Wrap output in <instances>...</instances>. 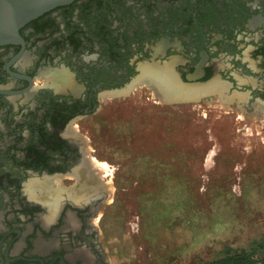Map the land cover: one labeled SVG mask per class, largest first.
I'll list each match as a JSON object with an SVG mask.
<instances>
[{
  "label": "flooded vegetation",
  "instance_id": "obj_1",
  "mask_svg": "<svg viewBox=\"0 0 264 264\" xmlns=\"http://www.w3.org/2000/svg\"><path fill=\"white\" fill-rule=\"evenodd\" d=\"M20 38L0 47V264H109L82 131L136 80L171 71L198 91L182 102L264 111V0H74Z\"/></svg>",
  "mask_w": 264,
  "mask_h": 264
},
{
  "label": "rangeland",
  "instance_id": "obj_2",
  "mask_svg": "<svg viewBox=\"0 0 264 264\" xmlns=\"http://www.w3.org/2000/svg\"><path fill=\"white\" fill-rule=\"evenodd\" d=\"M147 85L82 131L97 151L87 146L89 160L107 167L97 223L107 261L205 264L251 250L264 239V111L172 102Z\"/></svg>",
  "mask_w": 264,
  "mask_h": 264
},
{
  "label": "water",
  "instance_id": "obj_3",
  "mask_svg": "<svg viewBox=\"0 0 264 264\" xmlns=\"http://www.w3.org/2000/svg\"><path fill=\"white\" fill-rule=\"evenodd\" d=\"M74 0H0V47L20 41V29L44 13L67 5ZM138 82L137 80L133 82ZM131 85L123 88L117 96L127 94ZM185 100V99H184ZM183 101L181 98L175 102Z\"/></svg>",
  "mask_w": 264,
  "mask_h": 264
},
{
  "label": "bare ground",
  "instance_id": "obj_4",
  "mask_svg": "<svg viewBox=\"0 0 264 264\" xmlns=\"http://www.w3.org/2000/svg\"><path fill=\"white\" fill-rule=\"evenodd\" d=\"M157 77H158L157 79L154 78V79L146 80L145 82H146V84L148 83L153 88V92L160 99L164 100V99H167V98H173V99L176 98V100H172V102H174V101L180 100L181 97H183L184 99H192L193 100L198 95V91L197 90L195 92H185L184 91L185 89L184 90L182 89V86L179 85V81L171 73V71L167 72L164 75L157 76ZM193 89L195 90V88H193ZM193 89H190V90H193ZM212 89L213 88H211V90ZM179 97H180V99H178ZM198 99H199V96H198ZM90 163L95 169L99 168L101 170H104L105 168H107L105 165H103L102 163L100 164V163H98L95 160L93 162L90 161Z\"/></svg>",
  "mask_w": 264,
  "mask_h": 264
},
{
  "label": "trees",
  "instance_id": "obj_5",
  "mask_svg": "<svg viewBox=\"0 0 264 264\" xmlns=\"http://www.w3.org/2000/svg\"><path fill=\"white\" fill-rule=\"evenodd\" d=\"M257 262L264 263V239L255 243L251 250L229 251L223 257L205 264H256Z\"/></svg>",
  "mask_w": 264,
  "mask_h": 264
},
{
  "label": "built area",
  "instance_id": "obj_6",
  "mask_svg": "<svg viewBox=\"0 0 264 264\" xmlns=\"http://www.w3.org/2000/svg\"><path fill=\"white\" fill-rule=\"evenodd\" d=\"M256 264H264L263 262H257Z\"/></svg>",
  "mask_w": 264,
  "mask_h": 264
}]
</instances>
